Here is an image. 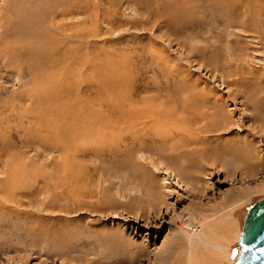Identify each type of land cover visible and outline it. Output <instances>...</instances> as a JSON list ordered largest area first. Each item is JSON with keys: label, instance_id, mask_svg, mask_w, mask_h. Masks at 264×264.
I'll return each instance as SVG.
<instances>
[{"label": "rangeland", "instance_id": "374dc122", "mask_svg": "<svg viewBox=\"0 0 264 264\" xmlns=\"http://www.w3.org/2000/svg\"><path fill=\"white\" fill-rule=\"evenodd\" d=\"M263 129L264 0H0V264L232 262Z\"/></svg>", "mask_w": 264, "mask_h": 264}, {"label": "water", "instance_id": "95a60500", "mask_svg": "<svg viewBox=\"0 0 264 264\" xmlns=\"http://www.w3.org/2000/svg\"><path fill=\"white\" fill-rule=\"evenodd\" d=\"M238 248L229 264H264V197L248 208Z\"/></svg>", "mask_w": 264, "mask_h": 264}, {"label": "bare ground", "instance_id": "6f19581e", "mask_svg": "<svg viewBox=\"0 0 264 264\" xmlns=\"http://www.w3.org/2000/svg\"><path fill=\"white\" fill-rule=\"evenodd\" d=\"M203 94V93H202ZM192 110V109H191ZM201 116H199L198 118H200ZM262 131H264V129L262 130ZM187 136V135H186ZM146 137V136H145ZM135 139V138H134ZM138 139V138H137ZM188 139L189 140H187L188 142H187V146H189V145H191V144H196V142L194 141L195 139H194V137L193 136H191L190 135V137H188ZM135 141V140H134ZM138 141V140H137ZM197 141V140H196ZM206 141V140H205ZM239 150V149H238ZM250 193V192H249ZM248 192L246 193V192H239L238 191V194L236 195L237 197H240V198H242V197H247V195L249 194ZM239 198V199H240ZM179 228H180V230H181V232L184 234H186L188 237H189V239L190 240H192L191 241V243H194V241L197 239V240H199V241H202L203 242V238H199L197 235L199 234V233H196V232H194L195 234H190V232H187L186 231V229H187V226L183 223V224H180V226H179ZM243 228V227H242ZM193 231V230H192ZM204 242H206V240H205V238H204ZM204 245V244H203ZM210 246L211 244L209 243H206L205 244V246ZM212 246V245H211ZM237 247H238V244H237ZM214 250L219 254V255H221L222 256V254L224 255V253H223V247L222 246H219V245H216V246H214ZM237 252H239V248H238V251ZM226 254V253H225ZM222 257H224V256H222ZM229 257V256H228ZM234 261V259L232 260V262ZM232 262H230V263H232ZM229 264V263H228Z\"/></svg>", "mask_w": 264, "mask_h": 264}]
</instances>
